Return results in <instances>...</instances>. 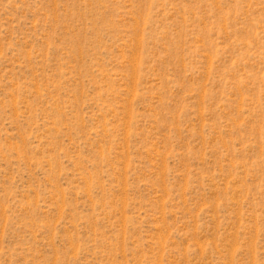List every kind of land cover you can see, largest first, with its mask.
<instances>
[{
  "label": "rangeland",
  "instance_id": "obj_1",
  "mask_svg": "<svg viewBox=\"0 0 264 264\" xmlns=\"http://www.w3.org/2000/svg\"><path fill=\"white\" fill-rule=\"evenodd\" d=\"M0 264H264V0H0Z\"/></svg>",
  "mask_w": 264,
  "mask_h": 264
}]
</instances>
